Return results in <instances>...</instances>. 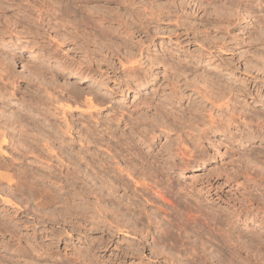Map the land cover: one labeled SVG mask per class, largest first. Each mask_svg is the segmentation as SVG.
Here are the masks:
<instances>
[{"label": "rangeland", "instance_id": "374dc122", "mask_svg": "<svg viewBox=\"0 0 264 264\" xmlns=\"http://www.w3.org/2000/svg\"><path fill=\"white\" fill-rule=\"evenodd\" d=\"M46 1L47 4H53V6H57V2H59L57 0ZM217 1L216 4L204 6L207 8V11H205V8L202 5L199 6L196 0H187L183 10L172 8L167 3V0H92L90 2H81V7H76L77 9L74 11H65L64 21L58 17L56 18L55 15L47 17L45 13L43 17L46 19L40 21L36 17L38 12H35L28 17L31 20L36 19V21L32 20L28 24L27 22H21L16 28L10 26L12 29L11 33L7 31V23H4L1 19L0 27H2L5 34L1 32V29L0 65L6 66V63H11V70L15 74H27L16 59V56L19 55L26 58L30 66L41 62L43 66L50 68L59 65L60 57L71 59L75 63L80 61L84 63L87 59L83 50L89 53L88 56H94L92 61L94 67L92 64L91 67L98 72L93 71L94 73L86 74V86H93L104 102V105H98L94 110V116H87L88 113L84 110V105L80 103L85 96L89 97V94L86 95L85 92V96H82L79 102H74L72 97L67 98V96L66 100L61 101L62 104H70V109H72L70 111L71 114L67 116L73 129L68 132L70 134L67 132L65 134L62 128L65 127L62 126L64 121H62L63 118L60 114H58L59 116H49L50 121L44 119L45 122H43L45 124L46 122L49 123L42 125L40 128L41 130L43 129L42 131L37 128L32 129L31 125H28V128L38 139L43 138V135L46 134L45 131L48 133L52 131V133L60 134L61 139L65 138V140L68 139V142H72L74 150H82L80 152L83 155L81 153L80 155L85 157V161L91 160L93 167L86 166L89 174L96 177L94 174L96 169H99L106 178L108 177L107 179L111 178L108 182L116 187L114 195L120 198L125 194L124 202H129L128 195H132L136 189V193L142 196L137 195L133 200L139 207L134 211L138 212L140 210L143 212L140 215L142 216V221L134 223L135 215L131 212L129 216L131 220L127 221L131 227L128 226V229L134 226L137 229H144V237H141L138 233L134 234L132 231L128 235L114 231L112 234L113 238L111 242L107 243V246L102 247L99 251L95 249L96 251L90 252V256H92L91 262L88 259L82 261L79 258L81 252H87L91 245L96 246L98 237L102 236L103 240L108 238L107 234L102 233L103 227H100L102 224H97L96 222L95 209L93 210L94 219L88 223V228L91 231L81 239L76 233H73L68 225H64L63 230H61L60 217L46 213H50V209L57 207V204L52 203L49 206V201H47L46 197L45 202L42 203L45 194L36 196L35 200L34 198L32 200L28 199L27 202L24 196H19L18 201L20 200L21 210L25 209L24 211L15 210V208L9 206L4 207L0 199V223L2 224L0 225V264H196L191 256L195 253V250H205L201 242H204L205 245L207 244L206 252H212V255L217 254L216 256L221 255V257H218L221 258L222 262L210 260L208 264H246V262L247 264H264V59H261V57H264V41H260L259 37L261 34V37L264 38V25L255 21V17L248 16L239 7L240 4L237 0L235 2L236 4L238 3L237 6L229 8L219 4L225 0ZM261 1L263 2V8L261 9L263 13L261 11L260 13L264 14V0ZM176 2L179 4L180 0H176ZM255 4L256 0H252V5L255 6ZM3 5L7 6L6 4ZM36 6L38 7V4ZM11 9L13 8L11 7ZM92 9L95 13V21L92 24H87V14ZM253 9L258 13L256 7H253ZM149 10L151 12L158 10V13L162 10V13H159V16L155 11L147 15V12H150ZM16 12L18 13L16 10L7 11L4 17L12 20L15 17L16 19L19 16L22 17L23 13H18L19 15L17 16L15 15ZM169 13H172V15H169ZM175 15L182 16L179 19V23ZM225 15L228 18L230 15L232 23L230 20L229 23L231 24L224 22ZM175 17L176 19H174ZM255 36L258 37L255 38ZM216 42H224L228 47L218 50L215 48L219 46L216 45ZM212 44L214 46H211ZM52 45L53 54L55 55H48L50 53L48 49L44 53L42 47ZM79 45H81V49ZM207 49L211 52L210 55L207 54ZM127 52L135 53L137 58H142L140 62L142 60L145 62L150 61L156 66L152 69V72L159 73V84L157 87L164 84L163 73L165 69H172L178 72L185 67L179 61L187 59L189 65L199 66L197 69L199 75L196 78L200 83H206L213 94L218 92L227 93L228 91L229 93L227 94L233 98L229 102L230 108L221 107L217 109L208 102L203 109L193 115L194 121L202 120L205 123L199 124V126H189L188 134L191 136V141L187 139L183 141L184 149L186 148L185 151H187V155L185 154L186 156L184 157L191 162L185 163L184 157L182 158L179 153L178 155L172 154L171 156H175V161L169 160L173 164L171 168L164 167L161 170L158 177L161 181H156L157 179L151 176L149 178L148 175H146V178L141 172L142 176L140 177L144 179L143 183L138 176L140 175L139 171L138 175L133 177L136 180L125 175V162H128V159L126 161L127 156H129L128 151L126 147H119L113 139L114 135L119 136L121 133L126 136V129L129 126H132L133 131L138 134L143 133L146 131L143 127L145 123L148 120L153 122L156 120V110L151 109V112H146L141 108L143 101L149 99V93L152 91L151 86H148L145 91H133L132 88H129L125 92L121 89L115 98H109V91H114L120 82L134 80L137 84H143L148 79V77L143 76L140 69L137 70L140 76L138 80L126 76L120 60H123L128 54ZM199 53H202V55H199ZM26 60H23V62L25 61L26 63ZM210 65L211 68H209ZM72 73L75 72L67 73V70H59V75L55 77L57 90H60L61 87L69 86L82 90L86 89V86L78 84L80 73L76 72V75H72ZM105 80H107V88L103 86ZM23 85L16 92V97L7 95L13 105L20 109L26 108V103L30 104V95L36 92L35 87H29L25 83ZM26 88L32 91L29 92ZM164 88H167L166 84H164ZM174 100V95H170V92L162 89L158 101L160 113L163 114L165 109L175 111ZM139 101H142V103H139ZM187 103L188 101L185 100L184 104ZM74 104L76 106L81 105L77 108L82 109L83 107V109L74 111L76 109ZM180 107H183V104ZM8 113L12 112L9 110ZM211 117L214 120L213 123L210 122ZM228 117L233 118L226 122ZM218 119L225 123H219ZM229 121L232 122L230 123ZM117 124H119V130H117ZM219 124L221 125L219 126ZM108 127L110 128L108 129ZM99 136L103 138L96 141L95 138H99ZM134 139H137V137ZM87 140H89V143ZM175 141L169 140L167 137L160 138L159 151L164 150L165 147L171 146L170 148H172ZM56 143H54L55 150L57 146H60ZM197 143L200 144L198 145ZM9 148L3 147V152H8L6 154L1 151V162L10 163L14 160L13 162H19V164L25 166L21 165V169L32 168L36 170L39 168L40 170L45 168V160H39L35 154L28 153L30 155L28 159L20 157L16 159L18 155L9 150ZM125 153H127L126 156ZM97 154L108 157V160L110 159L111 167H113L111 171L103 169L98 164L97 156H95ZM62 155H65V153ZM84 160L82 162L86 165ZM192 160L196 161L193 162ZM122 167L125 168V172L121 171L119 175L118 171L119 169L123 170ZM114 176L122 177L129 187L125 189L121 183H117L118 185L113 183L112 179ZM96 179L100 180L99 177H96ZM216 179L219 183H223L220 187L209 188V192H206L208 188L202 189L208 182L213 183ZM137 180L140 182L139 186L135 183ZM91 181L89 180L88 184H91ZM141 182L142 185L144 184V189L141 186ZM3 184L6 185L5 183ZM47 184L50 185V183ZM81 185L83 184L81 183ZM152 186L159 191L164 187H170L172 193L170 192L166 195L164 188L161 192L164 193V197H167L165 201L160 199V197L157 198V196L152 198L150 191L147 192V188ZM142 190H145V194H142ZM30 201L33 202L31 203ZM40 202L43 205H47H44V208L40 207ZM29 204L31 206L30 209H28ZM110 204H112L111 201H105L103 207L108 208L107 210L109 211V208L113 206V204L112 206ZM198 204L202 207L201 209H198ZM40 208L46 209V212L41 211ZM234 209L243 212L252 210L255 220H247L244 224L243 219L246 216L241 214L238 218L233 217ZM204 211L206 212L204 217L207 216L205 219L206 227L202 226L200 230L196 231L191 228H185L186 224L189 222L191 225L195 221L194 219L197 220L196 222L200 221L203 216H200L199 212L201 214ZM207 211L212 214L221 213L230 222H223L221 226L219 222L209 219L211 218V213ZM154 212L158 213L159 216L166 215L168 218L172 217L168 216V214L177 212L178 215L176 217L180 221H173V225L169 227L171 235L174 236H171L172 239L168 243L162 244L160 242L157 245L158 247L151 248V238L147 231L153 232V234L157 233L158 228H156V225L158 226L159 224L152 223L148 225L146 223V215ZM109 213L107 212V214ZM132 222L133 224L131 225ZM178 223L181 226H178ZM95 225L100 227L98 232L93 228ZM3 226L5 228V230L3 229L4 231L1 230ZM108 227L111 228L109 225ZM179 235L182 236L181 239H178ZM251 235H254L253 238H255L252 241L248 239ZM178 240L180 242L182 240L184 243H181L184 245L180 246L179 244L181 243ZM140 241L143 242V245L141 244L140 257L124 251L126 244H129V242L137 244ZM191 248L195 250L192 252ZM234 250L238 251L239 254L235 255L233 253ZM73 253L79 254L74 256Z\"/></svg>", "mask_w": 264, "mask_h": 264}, {"label": "bare ground", "instance_id": "6f19581e", "mask_svg": "<svg viewBox=\"0 0 264 264\" xmlns=\"http://www.w3.org/2000/svg\"><path fill=\"white\" fill-rule=\"evenodd\" d=\"M32 1V2H31ZM59 2H57V6H53V4L49 5L47 4L46 0H0V21L1 19L3 20L4 23H7V27L10 33H11V27L10 26H14V28H16L17 25H19L21 22H27V24L32 20L28 17L29 15H32L35 12H38L36 17L37 19H39L40 21H42L43 19H46L43 17V14L45 13L47 15V17H50L52 15H55L56 18H60V20L64 21V17L66 14V12H69L70 10H76V7H81L82 4H80L81 2H90L92 0H57ZM197 3H199V6H203V8H205L204 6L207 5H211V4H216L218 1L217 0H196ZM240 4V8H242L245 13L248 14V16H253L255 17V21H257L259 24H263L264 25V14H261L260 11L263 8L262 4L263 2L261 0H256V4L255 6L252 5V0H243V1H239L237 0ZM236 0H225L223 3H219L220 5L222 4L223 7L225 8H229L232 6H237V4L235 3ZM50 3V2H49ZM3 4H6L7 6H4ZM36 4H38V7L36 6ZM89 4V3H88ZM14 6V7H13ZM198 6V4H197ZM235 6V7H236ZM11 7L13 9H11ZM151 7V6H149ZM253 7H256L258 9V13L255 11V9H253ZM10 8V9H9ZM43 8V9H42ZM145 9V8H144ZM147 9V8H146ZM207 8H205V11ZM10 10H16L18 11V13H23L22 17H18L14 20L12 19H8V17H4L5 16V12L10 11ZM148 10V9H147ZM150 12L148 13L147 11V15H150L151 13H154L155 11L153 10L151 12V10H149ZM145 12V13H146ZM262 12V11H261ZM17 12L15 15H19ZM71 13V12H70ZM156 13H158V10L156 11ZM162 13V10L159 12ZM158 13V15H159ZM263 13V12H262ZM78 14V12H77ZM81 14V13H80ZM94 10L92 9V11L90 10L89 14H87V19L88 22L87 24H92L95 21V16H94ZM12 15V14H11ZM21 15V14H20ZM73 15V14H72ZM164 15V14H163ZM24 16V17H23ZM156 16V15H154ZM160 16V15H159ZM177 17V20L181 19L182 16L179 15H175ZM3 17V18H2ZM72 17V16H71ZM151 17V16H150ZM176 17L174 19H176ZM220 17V16H219ZM34 18V17H32ZM86 18V17H85ZM24 19H26V21H24ZM213 19V18H212ZM226 23H229V20L231 22L230 19V15L229 18L227 17V15H225L224 17ZM77 20V19H76ZM81 20V19H80ZM218 20V19H217ZM221 20V18H220ZM223 20V19H222ZM33 21H36L33 20ZM182 21V20H181ZM2 22V23H3ZM79 22V21H78ZM177 23V21H175ZM180 22V20L178 21V23ZM221 22V21H220ZM223 22V23H224ZM232 23V22H231ZM229 23V24H231ZM2 25V24H1ZM228 25V24H227ZM5 26V25H4ZM28 26V25H27ZM6 27V28H7ZM22 27V26H21ZM25 27V26H24ZM124 27V26H123ZM228 27V26H227ZM18 28V27H17ZM29 28V27H28ZM2 27H0V31H1ZM10 29V30H9ZM96 29V28H95ZM15 30V29H14ZM26 30V29H25ZM29 30V29H27ZM5 31V32H7ZM107 31V30H106ZM130 31V30H129ZM3 29H2V31ZM14 32V31H13ZM126 32V31H125ZM101 33V32H100ZM253 33V32H252ZM5 34V33H4ZM16 34V33H14ZM21 34V33H20ZM249 34V32H248ZM2 35V34H1ZM105 35V34H104ZM207 35V34H206ZM205 35V36H206ZM250 35H252L250 33ZM109 36V35H108ZM233 36V35H232ZM14 37V36H13ZM258 36H255V38ZM260 41H264V38L261 37L260 34ZM207 38V37H206ZM254 38V39H255ZM54 39V38H53ZM257 40V39H256ZM209 41V40H208ZM258 41V40H257ZM259 41V42H260ZM60 42V41H59ZM62 42V41H61ZM211 44V43H210ZM216 45H219L215 48H217L218 50H222L223 48H227L228 45L224 42H216ZM261 45V44H260ZM42 46V45H41ZM211 46H214V44H212ZM79 48L81 49V45H79ZM210 48V47H209ZM48 51L50 52L48 55H52L53 54V45L52 46H47V47H42V50L44 51V53ZM206 49V48H205ZM96 51V49H95ZM112 52V51H111ZM83 53H86V59L93 61L94 60V56L90 57L88 56V52L83 50ZM128 53V52H127ZM206 53V52H205ZM204 53V54H205ZM207 54H211V52H209V49H207ZM13 55V53H12ZM55 55V54H53ZM141 55V54H140ZM139 55V56H140ZM199 55H202V53H199ZM124 56V55H123ZM4 57V56H3ZM12 58V57H11ZM137 55L135 53H128L123 60H120V64L122 66V68H124V73H126V76H128L129 78H133L135 80L139 79V73L137 72L138 65L140 64V60L142 58H137ZM3 59V58H2ZM6 59V58H5ZM17 61H19V63L21 64V67L24 68L25 72H27V74L23 75V74H18V76L13 73V82L12 83H6L5 81L8 80V77H5L4 80H0V153L1 151L3 152V147H10L9 150H11L13 153H16V155H18L16 157V159L20 158H27L30 157V155L28 153H33L35 154L39 160L43 159L45 160L46 166L44 169H36L33 170L31 169H21V165L11 161L10 163H4L0 161V199L1 202L4 204L5 206H9V207H13L15 208V210H20V211H24L21 210L22 206L19 204L20 200L18 201V197H25L26 202L28 201V199H33L35 200V197L38 195H44V199L43 202L45 201V197L47 198V201H49L48 205L50 206V204H57L58 201V197L55 196V193L57 191H62L63 189L66 188H71L74 192H78L81 189L80 184L82 183L83 185L86 186H91L92 188H95L97 185H102L103 186V195L100 196L99 199V203L95 206V214H96V222L97 224L100 223L102 224L103 227L102 228V233L107 234L108 238H106L105 240H103L102 236L97 238L96 241V246L95 245H91V247L88 248L87 252H81L82 255L85 256V260H90L92 259V256H90V252H92L93 250H100L102 247L107 246L108 242H111L113 236L112 234L114 233V231L116 233H125V235H128L130 233V231H132V233L134 234H139L141 237H144L143 231L144 229H137V227H132L130 229H128V226H130V224L128 225V222L130 219V215L131 212H133V214L135 215V222H139L142 221V216H140L143 212L142 211H138L135 212L134 210L138 209V205L134 203V199L137 195H141L136 193V189L133 191L132 195H128L129 197V202H124V196L125 194H123L122 197L118 198L116 195H114V192L116 191V187H114L113 185L109 184L108 180L111 179H107L106 176H104L103 173L100 172V170L96 169V173L94 175H96V177H99V181L96 179V177H93L89 174L86 166L89 167H93L92 163L90 161H85L84 160V156L83 153H81L80 151L82 150H74V146L72 144V142H68V139L65 140L61 139V135L58 133H48L45 131L46 134L43 135V138L38 139L36 138L33 133H31V131H29L28 125L32 126L33 128H37L39 130H41L40 128L42 127V125H44L45 120L50 121V119L48 118L49 116H56L58 114L61 115V120L64 121V125L65 127H62L65 134L66 132L68 133L70 130L72 129V124L70 123L69 118L67 119V116L71 114V106L70 104H62V100H66L69 97H72L74 99V102H79L80 98L83 96H85V92L86 95L89 94V97L85 96L83 101H80V103L82 105H84V110L87 111L88 115L90 117L94 116V110L98 107V105H104L103 99L100 98L99 94L96 93V90L93 86H86V89H78L72 86L69 87H61L60 90H57V83H55V77H57L59 75V70L60 71H64L67 70V73H71V72H78V68L79 65L82 64V62H78L75 63L73 60L68 59V58H62L60 57L58 61L59 65L56 67H47V66H43L41 64V62L37 63V64H32V66H30L28 63V61L26 60V58H24L22 55L16 56ZM153 59V58H152ZM14 60V59H13ZM23 60H26L23 62ZM75 60V59H74ZM155 60V59H154ZM83 61V60H82ZM5 62V61H4ZM127 65L125 67V64ZM3 63V62H2ZM6 63V62H5ZM119 64V65H120ZM11 63H6V66L11 69ZM93 66V64H92ZM120 66V69H121ZM94 67V66H93ZM91 67V71H89L87 74H89L90 72L93 71H97L95 68ZM182 67V66H181ZM57 68V69H56ZM169 68V67H168ZM179 68V67H178ZM99 69V67H98ZM179 70V69H178ZM98 72V71H97ZM94 73V72H93ZM138 73V74H137ZM141 75V74H140ZM144 76V75H143ZM20 77H23V79H20ZM103 77V76H102ZM123 80V79H122ZM102 81V80H101ZM31 82V83H30ZM26 84L29 87H35L36 92L33 93V95H30L31 97V101L30 104L26 103L27 105L25 106L26 108L24 109H20L19 107L16 108L11 99H8V96H15L16 92L18 91L19 88H21L23 84ZM25 85V86H26ZM24 86V85H23ZM225 88V87H224ZM25 89V88H24ZM27 89V88H26ZM29 89V88H28ZM27 89V90H28ZM38 89V91H37ZM220 89V88H219ZM218 89V90H219ZM29 91V90H28ZM32 91V90H30ZM29 91V92H30ZM212 91V90H211ZM232 92H234L233 90H231ZM213 93V92H212ZM227 93H229L227 91ZM227 93H222V92H218V93H214L216 96H222V99H213L212 96L208 97V102L211 106H215L217 109H220L221 107H226L228 108L229 102L231 101L232 96L228 95ZM92 95V96H91ZM170 95H174L173 93L170 92ZM23 96V95H22ZM67 96V98H66ZM175 96V95H174ZM16 97V96H15ZM172 97V96H171ZM29 98V97H28ZM72 99V100H73ZM222 100V101H221ZM68 101V100H67ZM219 101H221L220 103H218ZM142 103V101H139V103ZM148 100L143 101L142 104L147 103ZM65 103V102H64ZM77 104V103H76ZM138 104V103H137ZM75 105V104H74ZM140 105V104H138ZM137 105V106H138ZM73 106V104H72ZM81 106V105H80ZM79 105L76 106L74 108V111L81 109V108H77L80 107ZM131 108V107H130ZM159 108V105H158ZM230 108V107H229ZM83 109V107H82ZM81 109V110H82ZM9 110L12 113H8ZM157 111V109H154ZM83 111V112H85ZM7 112V113H5ZM82 112V113H83ZM86 114V113H84ZM241 114V113H240ZM44 115V116H43ZM224 115V114H223ZM264 115V114H263ZM59 116V115H58ZM121 116V115H120ZM229 116V115H228ZM232 116V115H231ZM43 117V119H42ZM231 118V117H230ZM228 117V119H226L228 122V120L230 119ZM233 118V117H232ZM231 118V119H232ZM59 119V118H58ZM135 119V118H133ZM253 119V118H252ZM73 120V119H72ZM219 123L221 122L220 119ZM222 120V118H221ZM44 121V122H43ZM116 121V120H115ZM214 120H212V117L210 119V122L213 123ZM131 122V121H130ZM218 122V121H217ZM223 122V121H222ZM221 122V123H222ZM230 122V121H229ZM232 122V121H231ZM230 122V123H231ZM49 122H46V124ZM83 123V122H82ZM225 123V122H223ZM45 124V125H46ZM74 124V123H73ZM100 124V123H99ZM221 124H219L220 126ZM228 125V124H227ZM205 126V125H203ZM226 126V125H225ZM262 126V125H261ZM46 127V126H45ZM49 127V125H48ZM44 128V127H43ZM110 127H108L109 129ZM132 128V126H131ZM199 128V127H198ZM203 128V127H202ZM210 128V127H209ZM47 129V128H46ZM50 129V128H48ZM55 129V128H52ZM43 130V129H42ZM41 130V131H42ZM111 130V129H110ZM127 130V129H126ZM200 130V129H199ZM198 130V131H199ZM37 131V130H36ZM55 131V130H54ZM53 131V132H54ZM202 131V130H201ZM33 132V131H32ZM90 132V131H89ZM204 132V131H203ZM84 133V132H83ZM205 133V132H204ZM222 133V132H221ZM42 134V133H41ZM70 134V133H68ZM127 134V132H126ZM141 134V133H140ZM82 135V134H81ZM86 135V134H85ZM88 135V133H87ZM86 135V137H87ZM139 135V134H138ZM64 136V135H63ZM84 136V135H83ZM118 136V135H117ZM67 137V136H66ZM92 138V137H91ZM103 137L99 136V138H95V140H99L102 139ZM135 138V137H134ZM131 135L127 134L125 136L124 141H122L125 144L126 150L128 151V155H132L133 151H135L138 148V145L135 144V140ZM78 139V138H77ZM86 139V138H85ZM88 139V138H87ZM71 140V139H70ZM89 140H90V136H89ZM89 140H87V142L89 143ZM59 141V142H57ZM73 141V140H71ZM76 141V140H74ZM78 141V140H77ZM76 141V142H77ZM174 141V140H173ZM184 141V140H183ZM58 143L60 146H57V149L55 150V145L54 143ZM63 142V143H62ZM84 142V141H83ZM110 142V141H109ZM56 143V144H57ZM86 143V142H84ZM81 144V143H79ZM198 144V143H197ZM200 144V143H199ZM198 144V145H199ZM68 145V147H67ZM88 145V144H87ZM175 146V147H174ZM187 146V145H186ZM83 147V146H82ZM162 147V146H161ZM171 147V146H170ZM165 147L164 150L159 151L160 155L157 157L158 163L155 165H144V164H139V162H136V164H133L131 161L128 160V162L126 163V172L124 171L125 168L122 167L123 170L119 169V175L121 171H124L125 175H127L129 178L135 177L136 175H138V173L140 172L139 178L141 179L142 177V173L143 172V176L146 177V175L151 176L153 178H156V181H161V179H159V174L161 172V170L166 167V168H171V166L173 165L171 163V161H169V159H167V157H170L172 154H176L181 155L182 158L184 156H186V152L184 149V142H180L179 139H177L174 143H173V147ZM188 148V147H187ZM83 149V148H82ZM6 150V149H5ZM7 151V150H6ZM73 151V152H72ZM164 151V152H163ZM189 151V150H188ZM8 152V151H7ZM7 152H3L6 153ZM126 152V151H125ZM63 153H65V155H62ZM80 153L82 155H80ZM86 153V152H85ZM28 154V155H27ZM32 154V155H33ZM96 154V153H95ZM186 154V155H185ZM88 155V154H87ZM240 155V154H239ZM34 156V157H36ZM97 156V162L98 164L101 165V167L103 169H107V171H111L113 167H111V161L110 159L108 160V157H103L101 156V154H97L95 155ZM126 156V154H125ZM12 157V156H11ZM89 157V156H88ZM128 157V156H127ZM1 158V157H0ZM4 158V157H3ZM2 158V159H3ZM94 158V157H93ZM92 158V160H93ZM12 159H14L12 157ZM11 159V160H12ZM26 159V162L28 161ZM91 159V158H90ZM128 158H126L127 161ZM185 163H190L191 161L186 159L185 157L183 158ZM1 160V159H0ZM6 160V159H5ZM23 160V159H22ZM82 160L85 161L86 165L83 164ZM16 161V160H15ZM18 161V160H17ZM20 161V160H19ZM35 161V160H34ZM95 161V160H94ZM193 162H195L196 160H192ZM22 162V161H21ZM25 162V164H26ZM28 163V162H27ZM41 163V162H40ZM24 164V163H23ZM96 164V163H95ZM23 166V165H22ZM27 166V164H26ZM29 166V165H28ZM36 166V165H35ZM95 166V165H94ZM25 167V166H23ZM99 167V165H98ZM30 168V167H29ZM34 168V167H33ZM41 168V167H40ZM95 168V167H94ZM3 169V170H2ZM165 170V169H164ZM90 171V170H89ZM139 171V172H138ZM244 171V170H243ZM92 172V171H91ZM253 172V171H252ZM92 173V175H93ZM247 174V173H246ZM122 175V174H121ZM161 176V175H160ZM259 176V175H258ZM144 177V178H145ZM149 177V178H151ZM103 178V179H102ZM147 178V177H146ZM145 178V180H146ZM164 178V177H163ZM170 178V177H169ZM234 179V178H232ZM89 180H92L91 184L89 182ZM133 180H136L133 179ZM139 180V179H138ZM135 181L136 185H140L139 181ZM142 182L144 179H141ZM154 180V179H153ZM264 180V179H263ZM148 181V180H147ZM168 181V179H167ZM113 183H121L125 189H127L128 184L124 181V179L122 177L119 178L118 177H113L112 179ZM141 182V186L142 185ZM217 179L215 180V182L213 183H207V185H205L204 187H202V189L204 188H208L206 190V192H209V188H216V187H220L221 184H223L222 182H218ZM238 182V181H237ZM3 183H5L6 185H4ZM47 183H50V185H48ZM144 183V182H143ZM147 183V182H145ZM158 183V182H157ZM117 184V185H118ZM150 184V183H149ZM148 184V185H149ZM153 185V183H151ZM155 184V183H154ZM162 184V183H161ZM56 185V186H55ZM147 185V184H145ZM170 185V184H169ZM120 186V185H119ZM155 186H157L155 184ZM167 186V185H166ZM173 186V185H172ZM147 187V186H146ZM153 187V188H152ZM147 188V192L150 191V196L153 198L154 196L160 197V199H162L163 201L166 200L167 197H164V193H162L161 191L165 188L166 190V195L167 193L169 194L172 190L169 187H164L161 191H159L158 189L154 188V186ZM158 187V186H157ZM144 189V186L142 187ZM160 189V188H159ZM179 189V188H178ZM185 191V190H184ZM139 192V191H138ZM172 193V192H171ZM175 193V192H174ZM142 194H145V190H142ZM165 195V196H166ZM173 195V194H172ZM142 196V195H141ZM192 196V195H191ZM134 197V198H133ZM37 198V197H36ZM41 199V200H42ZM23 200V199H22ZM169 200V199H168ZM188 200V199H187ZM186 200V201H187ZM46 201V203H47ZM105 201H111L112 204H110L113 208L110 207L109 211L104 208V203ZM153 201V200H152ZM162 201V202H163ZM171 201V200H170ZM189 201V200H188ZM31 202V201H30ZM33 202V201H32ZM31 202V203H32ZM40 202V203H41ZM168 202V201H167ZM40 207L44 208V205L47 204H42ZM252 203V202H251ZM171 204V203H169ZM188 204V203H187ZM250 204V203H249ZM199 206L198 209H201L202 207H200V204H198ZM34 206V205H33ZM32 206V207H33ZM53 206V205H51ZM176 206V205H175ZM186 206V205H185ZM188 206V205H187ZM258 206V205H257ZM30 204L28 206V209H30ZM38 207V205H37ZM54 207V206H53ZM256 207V206H255ZM254 207V208H255ZM35 208V207H34ZM43 208H40L41 211H45L46 209L43 210ZM46 208V207H45ZM104 208V209H103ZM37 209V208H36ZM14 210V212H15ZM204 210V209H203ZM202 210V211H203ZM38 211V210H37ZM171 211V210H170ZM169 211V212H170ZM179 211V210H178ZM200 211V210H199ZM213 211V210H212ZM252 211V210H251ZM248 211V212H243V211H239L238 209H234L233 212V217H240L241 214H244L246 217L243 219L244 224L246 223V221L248 220H252L254 213ZM107 212L109 214H107ZM165 212V211H164ZM205 212V211H204ZM200 214V216H203L206 214L205 213ZM210 212V211H207ZM5 213V212H4ZM48 215H53L56 217H60L63 213L59 210L58 207H54L52 209H50V213L46 212ZM211 213V212H210ZM208 213V214H210ZM165 214V213H164ZM185 214V213H184ZM190 214V213H189ZM194 214V213H193ZM198 214V213H197ZM212 214V213H211ZM210 214L209 218L210 220H215L216 222H219L221 224V226L223 225V222H228L229 220L227 219V217L222 216V214H216L213 213L212 215ZM177 212H173L171 214H168V216H172L171 218H168L166 215H162L159 216L158 213L154 212V213H150L147 214V218H146V223L152 224V223H156L159 224L158 226L156 225V228H158L157 233L153 234V232H148L147 234L150 236L151 238V248L156 247L160 242L162 244H164L165 242L168 243L169 240L172 239L171 236V232L169 231V227L171 225H173V221H180V219L178 217H176ZM224 215V214H223ZM145 216V217H146ZM186 216V215H185ZM255 216H257L255 214ZM50 217V216H49ZM201 218V220L198 222H196L197 220L194 219L190 225V223L188 222L186 224V229L191 228L194 231L196 230H200V228L202 226H205L206 221L205 219L207 218L204 217ZM178 218V219H177ZM181 218V217H180ZM188 218V217H187ZM51 219V217H50ZM193 219V218H192ZM199 219V218H198ZM143 220H145V218H143ZM255 220V219H254ZM253 220V221H254ZM187 221V220H186ZM208 222V221H207ZM230 222V221H229ZM176 223V222H175ZM181 223V222H180ZM178 223V226L181 224ZM186 223V222H185ZM23 224V223H22ZM26 224V223H25ZM112 228H109L108 225ZM133 224V222L131 223V225ZM183 224V223H182ZM217 224V223H216ZM229 224V223H228ZM0 225H2L0 223ZM4 225V224H3ZM177 225V224H176ZM6 226V225H5ZM183 226V225H182ZM208 226V225H207ZM220 226V225H219ZM2 227V226H1ZM98 226L95 225V227L93 226V228L95 229V231L100 230ZM105 227V228H104ZM131 227V226H130ZM206 227V226H205ZM211 227V225H210ZM7 228V227H6ZM91 228V227H90ZM149 228V227H148ZM172 228V227H171ZM199 228V229H198ZM221 228V227H220ZM219 228V229H220ZM5 228L3 226V228L1 229L2 231H4ZM93 229V230H94ZM107 229V230H106ZM114 229V230H113ZM184 229V228H183ZM210 229V228H209ZM172 230V229H171ZM192 230V231H193ZM189 231V230H187ZM225 231V230H224ZM185 232V231H184ZM194 233V232H193ZM197 233V232H195ZM143 234V235H142ZM178 234V233H177ZM187 235V234H186ZM189 235V234H188ZM224 235V234H223ZM258 235V234H257ZM90 236V235H89ZM184 236V235H183ZM254 236V235H253ZM253 236L251 235L248 239L249 240H253L255 238H253ZM140 237V238H141ZM147 237V236H146ZM181 235L178 236V239H181ZM185 237V236H184ZM92 238V237H90ZM229 238V237H228ZM110 239V240H109ZM142 239V238H141ZM186 239V238H185ZM230 239V238H229ZM228 239V240H229ZM96 240V239H95ZM94 240V241H95ZM177 240V239H176ZM196 240V239H195ZM203 240V239H202ZM259 240V239H258ZM93 241V240H92ZM179 241V240H178ZM205 241V240H204ZM223 241V240H221ZM181 242H183L181 240ZM179 241V243H181ZM209 242V241H208ZM172 243V242H171ZM184 243V242H183ZM183 243L179 244L180 246L184 245ZM195 243V242H193ZM253 243V242H252ZM141 244L143 245V242L140 241V243L138 242L136 243H132L129 242V244H126L125 246V252L129 253L131 255H137L138 257H140L139 255L141 254ZM171 245V244H170ZM178 245V244H177ZM195 245V244H194ZM201 245L204 246L203 248L208 247L207 244L205 245L204 242H201ZM253 245V244H251ZM176 246V245H175ZM186 246V245H185ZM199 246V245H198ZM243 246V245H242ZM18 247V246H17ZM150 247V246H149ZM158 247V246H157ZM161 247V246H160ZM174 248V247H173ZM190 248V247H189ZM236 248V247H235ZM75 249V248H74ZM104 249V248H103ZM95 250V251H96ZM192 250V248L190 249ZM195 249L192 250V252ZM205 250H195V253L192 254V260L194 261V263L196 264H208L210 262V260L213 261H221V258H219L218 256L221 257V255L216 256L217 254H213L212 252H206ZM239 250V249H238ZM85 251V250H84ZM157 251V250H156ZM80 253V252H79ZM78 253V254H79ZM88 253V254H87ZM99 253V252H98ZM235 255L239 254L238 251L233 252ZM80 254V255H81ZM93 254V253H92ZM89 255V256H88ZM233 255V254H232ZM231 255V256H232ZM75 256V255H74ZM88 256V258H87ZM230 256V257H231ZM187 257V256H186ZM78 258V257H77ZM233 258V256H232ZM76 259V258H75ZM74 259V260H75ZM113 259V258H112ZM141 259V258H140ZM231 259V258H229ZM191 260V262H192ZM97 261V260H96ZM113 261V260H112ZM140 261V260H139ZM142 261V260H141ZM232 261V260H230ZM222 262V261H221ZM192 264V263H191ZM230 264V263H229ZM247 264V262H246ZM250 264V263H248Z\"/></svg>", "mask_w": 264, "mask_h": 264}, {"label": "clouds", "instance_id": "9594fccd", "mask_svg": "<svg viewBox=\"0 0 264 264\" xmlns=\"http://www.w3.org/2000/svg\"><path fill=\"white\" fill-rule=\"evenodd\" d=\"M167 3L174 9L183 10L187 0H180L179 4H177L176 0H167ZM169 15H172V13H169ZM261 59H264V57H261ZM179 63L185 67L178 72L172 69H165L163 75L164 84L167 85L166 89L164 88V84L157 87L159 84V73L152 72V69L156 66L150 61L145 62L142 60L138 68L145 77H148L146 83L137 84L134 80L123 81L117 85L114 91H109V98L112 99L115 98L121 89L127 92L129 88H132L133 91H145L148 86L152 88V91L149 93L148 102L141 105V108L146 112H151V109H157L155 122L148 120L143 126L146 131L139 135L130 126L127 129V134L137 137L135 144L138 145V148L133 151L132 155L127 157L133 164H136V162L144 165L157 164V157L160 155V138L167 137L169 140L179 139L181 143L185 139L191 141V136L188 134L189 126H199V124L205 123L202 120L194 121L193 115L204 108L208 103L209 96H212L213 99L223 98L222 96L213 94L206 83L202 84L196 78L199 75L197 72L198 65H189L187 59H183ZM91 64L92 61H85L79 65L78 72L80 75L78 77V84L81 86H86V74L91 71ZM209 68H211V65ZM16 75L18 76V74ZM72 75H76V73H72ZM5 77L9 78L5 81L6 83H12L13 71L5 65H0V80H4ZM20 79H23V77H20ZM103 86L107 88V80H105ZM162 89L175 95V100L173 101L175 111L165 109L163 114L160 113L158 101ZM185 100L188 101L187 104H184ZM181 104H183V107H180ZM194 105L195 107H193ZM116 127L119 130V124ZM113 139L119 147H125V144L122 142L125 139L124 133H121L119 136L114 135ZM125 154L127 155V153ZM167 159L174 162L175 156L167 157ZM102 195V185H97L95 188L81 185V189L78 192H74L71 188L57 191L55 193V196L59 198L57 207L63 213L59 218L61 230H63L64 225H68L71 227L73 233H76L81 239L87 235L91 231L88 228V223L94 219L93 210L99 203L98 198ZM73 254L78 255V253ZM79 258L82 261L85 260L84 255H80Z\"/></svg>", "mask_w": 264, "mask_h": 264}]
</instances>
